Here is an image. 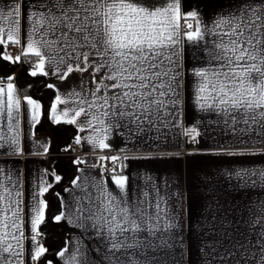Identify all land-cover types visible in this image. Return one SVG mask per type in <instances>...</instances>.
I'll return each mask as SVG.
<instances>
[{
	"label": "snow or ice",
	"instance_id": "1",
	"mask_svg": "<svg viewBox=\"0 0 264 264\" xmlns=\"http://www.w3.org/2000/svg\"><path fill=\"white\" fill-rule=\"evenodd\" d=\"M173 2L170 0L168 7L162 8L145 6L142 0H29L27 5L24 0H12L0 7V45L18 44L23 49L22 56H35L32 76L38 72L49 74L46 61L49 66L56 65L53 74L60 79L74 71L89 72L92 86L86 94L73 92L68 99L57 95L52 105L53 119L59 122L55 115L58 104L74 100L77 107L62 115L74 113L68 123H76L82 114L87 117L86 126L97 132L88 138L89 142L104 148L106 136H99L101 129L97 125L105 133L108 127L121 122L135 125L138 132L150 131L157 124L166 125L165 118L172 114L168 109L178 103L174 57L180 43V15ZM191 16L196 19L197 13ZM185 27L193 29L189 23ZM183 38L197 45L205 43L208 66L194 73L198 77L196 103L200 110L222 118L233 129L244 124L243 131H255L264 143V131H256L264 130V8L250 6L240 13L221 16L211 27L197 20L195 29L186 31ZM3 59L10 57L4 53ZM26 103L32 109L31 119L36 121L40 105L31 98H26ZM19 109L13 84H7L6 99L5 89L0 87V119L6 113L12 132L9 143L14 150L10 154H18ZM80 130L84 131V126ZM5 139L8 138L0 135V147ZM256 175L264 182V172L237 173L245 181ZM55 179L59 181L60 177ZM115 183L123 193L124 179H115ZM49 187L50 184L39 186V195L43 196ZM21 197L19 176L5 174L0 167V264H22V223L30 225V239L35 241L44 220L45 201L41 199L37 204L34 193L31 202L22 207ZM88 200V207L80 211L87 212L86 218L106 241L115 264H149L141 257L170 246L178 225L165 197L156 198L154 203L129 201L101 190L98 197L89 194ZM62 218L55 217L57 221ZM257 225L259 231L237 241L232 251L221 255V260L227 255L239 257L235 264H264V217L253 221L252 227ZM66 251L61 250L59 255L63 257ZM44 252V247H35L31 260L37 261ZM65 264H77V257L71 256Z\"/></svg>",
	"mask_w": 264,
	"mask_h": 264
},
{
	"label": "crops",
	"instance_id": "2",
	"mask_svg": "<svg viewBox=\"0 0 264 264\" xmlns=\"http://www.w3.org/2000/svg\"><path fill=\"white\" fill-rule=\"evenodd\" d=\"M11 2L0 0V7ZM28 2L24 0L25 5ZM142 3L148 7L166 8L170 0H142ZM250 6L264 8V0H174L173 7H178L180 15V43L174 57L178 103L175 108L168 109L172 114L165 118L167 126L157 124L150 131L138 132L135 125L121 122L108 127L105 133L97 125L96 128L101 129L99 136H106L104 148L89 142L88 138L96 136L97 132L86 126L87 117L82 114L76 123H68L74 113L69 111L68 117L62 115L64 111L77 107L74 100L58 104L55 115L59 122L53 119L52 105L57 95L68 99L73 92L86 94V89L92 86L89 72L74 71L66 79H60L53 74L56 65L49 66L46 61L45 70L49 74L42 76L47 86L53 85L50 87L53 98L46 107L44 96L20 92L15 84L16 67H4L1 62V54H9L7 44L1 45L0 87L5 89L6 99L7 84H13L20 109L16 113L18 143L15 150L18 154H10L14 149L9 143L12 132L8 128L6 113L0 119V135L8 138L0 147V167L5 174L19 176L22 207L23 203L31 202L34 193L37 204L41 199L45 201V193L57 184L55 177H60V171L55 168L56 160L51 156L56 150H68L74 143L84 153L117 152L121 161L116 171L106 175L100 156L74 157L77 167L71 182L57 191L60 212L55 217L62 215L63 218L57 221L54 217V223L66 232L65 245L42 260L49 246L40 240L39 235L32 241L30 225L22 223L24 238L19 257L22 264H65L73 255L77 257V264H115V257L108 254L106 241L95 233L86 218L87 212L80 211L88 207V195L98 197L101 190L129 201L140 199L154 203L158 197L167 199L168 210L178 227L170 239V246L155 253L148 251L141 257L149 264H235L239 257L225 255L221 260V255L232 251L237 241L259 231L258 225L252 227L253 221L264 217V182L259 175L245 181L239 179L237 173L264 172V143L260 142L262 138L255 131H243L244 124L233 129L222 118L200 110L196 103L198 77L194 73L208 66L205 43L197 45L183 37L186 31L195 29L197 20L211 27L217 18L240 13ZM193 12L197 13L196 19L191 16ZM182 19L191 21L193 29L182 31ZM19 46L22 54L23 49ZM25 58L37 62L35 56ZM26 98L40 105L36 121L31 119L32 109ZM81 126H84V131L80 130ZM54 136L58 144L54 142ZM77 137L80 138L79 143ZM63 142L70 144L63 147ZM118 178L125 181L123 193L115 183ZM43 184L51 187L40 196L39 186ZM21 218L23 221V213ZM35 247H44L45 252L33 262L30 253ZM63 249L67 251L61 257L59 253Z\"/></svg>",
	"mask_w": 264,
	"mask_h": 264
},
{
	"label": "trees",
	"instance_id": "3",
	"mask_svg": "<svg viewBox=\"0 0 264 264\" xmlns=\"http://www.w3.org/2000/svg\"><path fill=\"white\" fill-rule=\"evenodd\" d=\"M1 49V45H0ZM22 61L28 59L22 56ZM32 60V59H30ZM16 64H12L11 68H15ZM34 69L24 66L19 70L15 76V84L24 95H41L45 98L46 107L49 106L51 99L53 98V91L46 85L44 76L39 72L36 76H32L30 73ZM54 142L58 144L56 137L54 136ZM69 142H63L62 146H68ZM55 168L60 171V180L57 181V186L51 188L45 193V210L44 220L38 227L40 240L49 246L48 251L42 256V260L52 256L62 249L66 242V232L57 224L54 223V217L60 212V203L57 195L58 189L69 184L74 176L77 162L73 156H63L55 158Z\"/></svg>",
	"mask_w": 264,
	"mask_h": 264
},
{
	"label": "built area",
	"instance_id": "4",
	"mask_svg": "<svg viewBox=\"0 0 264 264\" xmlns=\"http://www.w3.org/2000/svg\"><path fill=\"white\" fill-rule=\"evenodd\" d=\"M186 23L192 24L191 21L182 19L181 21L182 31L189 30L185 27ZM7 48H8L10 56L14 58L19 56L22 58L20 46L18 44L8 43ZM34 65H35V62L30 59H28L27 61H22V59L17 60L15 76L17 75L19 70L22 69L24 66L34 69ZM92 154L98 155L101 157L102 170H103V173L106 175L116 171L120 165L121 161H120V158L117 152H111V151L104 150V151H99L96 153H84V152H81L78 145L74 143L69 146L68 150L61 148L58 151L57 150L54 151L51 154V156L54 158H59L63 156H73L76 158H82L85 156H91ZM113 157H116L117 159L113 160L112 159Z\"/></svg>",
	"mask_w": 264,
	"mask_h": 264
},
{
	"label": "rangeland",
	"instance_id": "5",
	"mask_svg": "<svg viewBox=\"0 0 264 264\" xmlns=\"http://www.w3.org/2000/svg\"><path fill=\"white\" fill-rule=\"evenodd\" d=\"M4 53H6V52H3V53L1 54V62H2V64L4 65V67H10L12 64H16V63H17L16 58L10 56V54H7V55L10 57V59H9V60H4V59H3V54H4ZM75 160H76V159H75Z\"/></svg>",
	"mask_w": 264,
	"mask_h": 264
},
{
	"label": "water",
	"instance_id": "6",
	"mask_svg": "<svg viewBox=\"0 0 264 264\" xmlns=\"http://www.w3.org/2000/svg\"><path fill=\"white\" fill-rule=\"evenodd\" d=\"M55 186H57V184H54L51 188H53V187H55ZM51 188H50V189H51ZM50 189H49V190H50Z\"/></svg>",
	"mask_w": 264,
	"mask_h": 264
}]
</instances>
